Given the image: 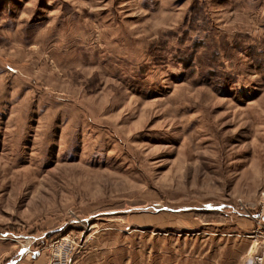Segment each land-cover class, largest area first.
Wrapping results in <instances>:
<instances>
[{"label": "rangeland", "instance_id": "1", "mask_svg": "<svg viewBox=\"0 0 264 264\" xmlns=\"http://www.w3.org/2000/svg\"><path fill=\"white\" fill-rule=\"evenodd\" d=\"M260 232L264 0H0V264H245Z\"/></svg>", "mask_w": 264, "mask_h": 264}, {"label": "built area", "instance_id": "2", "mask_svg": "<svg viewBox=\"0 0 264 264\" xmlns=\"http://www.w3.org/2000/svg\"><path fill=\"white\" fill-rule=\"evenodd\" d=\"M259 219H263V212L259 214ZM260 235L259 242L261 243L260 248L261 250L259 253L256 251L253 254L249 256V258L246 260L245 264H247L248 260H253V264H262L264 260V234L262 235V232L258 233ZM259 235L254 236L253 238L259 237ZM254 242H257V240H254ZM252 245L249 249L251 252L253 249ZM49 257L47 264H70L71 263V256L73 254V248L71 246V241L69 242L68 237H62L60 240H57L53 242L49 246ZM249 252V253H250Z\"/></svg>", "mask_w": 264, "mask_h": 264}, {"label": "crops", "instance_id": "3", "mask_svg": "<svg viewBox=\"0 0 264 264\" xmlns=\"http://www.w3.org/2000/svg\"><path fill=\"white\" fill-rule=\"evenodd\" d=\"M43 254L44 253H42L41 254V257H39L38 259H37V257H35V259H36V261H34L35 262V264H45V262H46V259H45V257L43 258ZM262 264H264V260H263V263Z\"/></svg>", "mask_w": 264, "mask_h": 264}, {"label": "bare ground", "instance_id": "4", "mask_svg": "<svg viewBox=\"0 0 264 264\" xmlns=\"http://www.w3.org/2000/svg\"><path fill=\"white\" fill-rule=\"evenodd\" d=\"M248 264H253V260L249 259Z\"/></svg>", "mask_w": 264, "mask_h": 264}]
</instances>
